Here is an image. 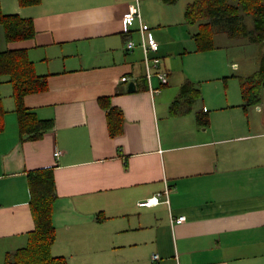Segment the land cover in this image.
Here are the masks:
<instances>
[{
    "label": "crops",
    "instance_id": "obj_1",
    "mask_svg": "<svg viewBox=\"0 0 264 264\" xmlns=\"http://www.w3.org/2000/svg\"><path fill=\"white\" fill-rule=\"evenodd\" d=\"M192 2L0 0L4 15L31 21L35 31L7 42L0 26V52H28L48 88L25 105L53 122L41 139L23 140L13 87L0 81V264L34 230L28 174L44 168L56 182L52 252L68 264H264V104L245 109L241 86L237 94L231 83L243 77L224 52L229 44L217 40L235 39L219 33L215 49L198 51L200 27L185 18ZM135 5L169 79H152L157 94L145 79L139 22L124 21ZM194 57L205 76L190 72ZM213 81L221 89L210 88ZM187 83L201 93L192 104L182 96ZM105 105L123 114L116 136ZM166 189L168 203L140 205ZM179 217L186 221L172 224Z\"/></svg>",
    "mask_w": 264,
    "mask_h": 264
},
{
    "label": "trees",
    "instance_id": "obj_2",
    "mask_svg": "<svg viewBox=\"0 0 264 264\" xmlns=\"http://www.w3.org/2000/svg\"><path fill=\"white\" fill-rule=\"evenodd\" d=\"M41 0H19L22 6H32ZM189 24H198L199 33L195 40L200 52L216 48L215 35L223 33L231 39H244L249 43L260 44L264 51V0H193L185 12ZM0 26L5 30L7 42L31 39L35 35L31 21L16 15H4L0 5ZM7 79L13 87L15 112L17 113L20 133L23 140L36 141L53 128L52 121L38 120L25 105V98L31 94L44 92L48 88L45 77L36 74L33 63L26 50H6L0 52V81ZM244 108L263 105L264 90V53L259 72L240 78ZM182 96H188L192 104L200 90L187 83L182 88ZM185 98V97H184ZM102 101V100H101ZM106 102L103 99L102 102ZM180 101H176V111ZM111 136L122 131L123 114L121 111L105 105ZM6 110L0 100V132L4 129ZM30 207L34 219V230L28 235L25 247L9 253L5 264H68L64 257L51 253L57 233L53 225L54 203L56 200V182L50 168L38 169L28 174Z\"/></svg>",
    "mask_w": 264,
    "mask_h": 264
},
{
    "label": "built area",
    "instance_id": "obj_3",
    "mask_svg": "<svg viewBox=\"0 0 264 264\" xmlns=\"http://www.w3.org/2000/svg\"><path fill=\"white\" fill-rule=\"evenodd\" d=\"M124 21L127 27H131L135 22H139V32L141 35V48L144 53V64H145V79L147 80L149 90L153 94L159 93V88H154L152 85V79L156 77L160 86H166L169 83L168 75L166 72L160 69L161 59L156 56L159 52L160 45L159 43L151 36L150 27L142 21L141 10L139 5L131 6L128 13L124 16ZM128 50H133L135 48V44L133 42H129L126 46ZM128 79L123 77L121 81L125 82ZM61 153L58 152L55 156H59ZM168 194L169 190L166 189L163 193H159L156 196L147 199L146 201L140 203L141 206L153 207L159 205L161 203V198L166 197V202L168 203ZM172 224H182L186 221L185 217H179L177 219H171ZM158 256L155 255L153 260H157Z\"/></svg>",
    "mask_w": 264,
    "mask_h": 264
},
{
    "label": "rangeland",
    "instance_id": "obj_4",
    "mask_svg": "<svg viewBox=\"0 0 264 264\" xmlns=\"http://www.w3.org/2000/svg\"><path fill=\"white\" fill-rule=\"evenodd\" d=\"M180 6H183V5H180ZM197 30H198V26L195 25L194 32ZM2 31H3V28L0 27V40L1 41H2V37H1ZM222 37L224 38H219L217 40V44L220 46L222 45L225 46V44H229V47L225 48L224 52L227 53V55L232 60L230 61L231 64H234V63L238 64L240 69L238 73H236L237 75H241L243 78H248V76H252L256 74L257 72H259L261 68L263 53H264L263 47L260 44L249 43V41L243 40V39L229 40L224 35H222ZM189 69H190V72L192 74H195L196 76H205L202 73V69L199 65V62L196 61L195 57L193 58ZM233 80L235 82H231V83L232 85L235 86L236 93L238 94L239 89H240V81L238 78H235ZM233 80L231 78L227 79V81H233ZM208 82H212V81H208ZM208 85L210 86V88L218 85L220 87L219 89H221V86H220L221 84H218L217 82H214V81L213 83H209ZM3 96H7V93H5V90H3ZM262 97H263V103H264V90L262 91ZM51 253L53 255L52 249H51Z\"/></svg>",
    "mask_w": 264,
    "mask_h": 264
},
{
    "label": "water",
    "instance_id": "obj_5",
    "mask_svg": "<svg viewBox=\"0 0 264 264\" xmlns=\"http://www.w3.org/2000/svg\"><path fill=\"white\" fill-rule=\"evenodd\" d=\"M135 90H136L135 84H134V83H131V84L129 85L128 91H129V92H134Z\"/></svg>",
    "mask_w": 264,
    "mask_h": 264
}]
</instances>
